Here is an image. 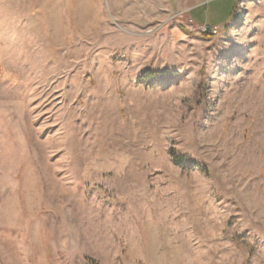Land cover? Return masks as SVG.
Here are the masks:
<instances>
[{"label":"rangeland","instance_id":"374dc122","mask_svg":"<svg viewBox=\"0 0 264 264\" xmlns=\"http://www.w3.org/2000/svg\"><path fill=\"white\" fill-rule=\"evenodd\" d=\"M177 2L0 0V264H264V0Z\"/></svg>","mask_w":264,"mask_h":264},{"label":"clouds","instance_id":"9594fccd","mask_svg":"<svg viewBox=\"0 0 264 264\" xmlns=\"http://www.w3.org/2000/svg\"><path fill=\"white\" fill-rule=\"evenodd\" d=\"M198 91L194 77L173 88L171 95L154 112L157 127L164 131L178 125L187 106L195 103ZM239 199L250 221H264V190L240 192Z\"/></svg>","mask_w":264,"mask_h":264},{"label":"crops","instance_id":"0c3cea01","mask_svg":"<svg viewBox=\"0 0 264 264\" xmlns=\"http://www.w3.org/2000/svg\"><path fill=\"white\" fill-rule=\"evenodd\" d=\"M178 11L189 13L192 18H195L192 14H190L193 10L201 8L202 6L206 5L211 0H177ZM214 2V1H213ZM203 21H207L206 16L203 18ZM202 20V19H201ZM203 21H199L198 24L206 25ZM223 21L218 20V24L222 23ZM212 28H216L213 26Z\"/></svg>","mask_w":264,"mask_h":264},{"label":"built area","instance_id":"2783aa9c","mask_svg":"<svg viewBox=\"0 0 264 264\" xmlns=\"http://www.w3.org/2000/svg\"><path fill=\"white\" fill-rule=\"evenodd\" d=\"M199 30L201 31V33H206V32H211L212 34H216L217 29H210L211 31H209V28L206 25H203L201 27H199Z\"/></svg>","mask_w":264,"mask_h":264},{"label":"trees","instance_id":"16d2710c","mask_svg":"<svg viewBox=\"0 0 264 264\" xmlns=\"http://www.w3.org/2000/svg\"><path fill=\"white\" fill-rule=\"evenodd\" d=\"M173 157L175 158V162H180V163H182V161H183V158L182 157H179V156H176V155H173Z\"/></svg>","mask_w":264,"mask_h":264}]
</instances>
